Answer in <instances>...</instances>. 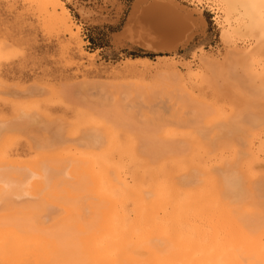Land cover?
Returning <instances> with one entry per match:
<instances>
[{
  "label": "bare ground",
  "instance_id": "1",
  "mask_svg": "<svg viewBox=\"0 0 264 264\" xmlns=\"http://www.w3.org/2000/svg\"><path fill=\"white\" fill-rule=\"evenodd\" d=\"M11 1L12 3L15 2V0ZM20 1H22V3L36 5L42 21L45 24L47 23L48 25L50 24V26H53L50 28L51 30L54 28L59 29L60 32L62 31L66 33L67 36H69V42H71L74 45V48H76L75 52L78 58H84L87 60L88 66H86V68L89 67L87 68V71L88 69H93L95 71L93 68L94 55H89L83 51L82 43L78 36V30H76V33H73V23L60 0ZM167 1L168 0L165 2L164 0V2L167 3L165 5L168 7L169 1ZM156 2H152L155 7L157 5ZM221 2L226 6L225 15L230 16L231 18L232 14H235V18L232 17L235 19L233 22V28L228 26L232 30V33L230 34H233V36L240 35L242 37L240 33L244 32L255 40V46L253 48L249 47L251 50L248 52H243V50H239L236 45H234L231 50V55H228V52L227 56H231V60L232 62L234 61L235 67L239 66L237 68L243 70L246 77L247 87L250 91H252L254 95L256 94L257 97L264 98V0H221ZM14 4L15 3L9 6L14 7ZM163 4H159V7H161V5L163 6ZM21 5L23 6L26 4ZM169 5L171 7V4ZM13 7H11V9H13ZM171 10L173 11V8ZM153 16L156 17L157 15ZM162 19L158 21L162 22ZM178 20L180 21L176 23H174L175 21L173 22L174 25L172 22L168 24L165 20L167 25H164H166V30H168L166 32H169L172 36L183 35L186 30L185 25L187 24L181 21L182 19ZM156 21L157 20L155 19L154 22ZM151 22H153L152 18ZM154 22L153 24H155ZM185 22H187V20H185ZM42 25L43 27L46 26L44 24ZM224 32L226 31H223V33ZM129 34L131 33H128V35ZM223 36L226 35L224 34ZM176 38L178 39V37ZM227 38H229V36ZM230 39L231 35L229 40ZM71 43L68 44L70 45ZM8 48L6 47L5 50ZM2 51L4 50H1L0 48V62L5 59L4 56L6 55H3L4 59H2V53H4ZM7 59L8 58H6V61ZM162 60L163 59L160 61L163 63L165 70L164 72L156 71V74L164 73L165 75L167 74L168 77L170 75L174 77L176 76L178 81H181L182 84L179 88H173V84L169 86L170 83L167 84V81L166 83L162 82L163 85L159 82V89L167 86L166 88L164 87L166 91L157 89L153 90L150 94L149 90L152 89L150 83L151 86L148 90L149 92H147V88L145 89V85L147 84H143L144 82L142 79V86L138 83L134 84L131 80L133 82L132 84L135 85L134 90L138 89V95L146 98L147 103L150 101V104H153V102H155L153 101L155 99H153V97L155 94L157 95L158 90L160 91L158 94L161 97V95L167 93V89H169L168 92L171 91V94L173 92V95L167 93V95H170V100H177V97L174 95V92H177L176 95L178 97L180 94L179 100H177L178 102L183 98L182 96H185L186 99H188L187 103L190 101L191 105L192 102H196L193 104L197 105L198 103L208 107L209 105L205 102V98L203 97V90L210 89L215 94L216 88L214 84H217V82L214 81V83L210 77V71H206L207 64H205L206 66L204 65L206 67L205 69L203 68L204 70L200 67L198 70H193L194 68L191 69L190 66L184 65L185 62L179 64L173 62V60L170 61L169 58ZM205 61H210V64L211 62H215L214 59L211 60V58L206 55L203 57V62ZM217 61L215 64L219 67L220 65L218 66L217 64L220 62L218 61V63ZM230 61L227 65L232 64ZM149 62L150 61L147 59H134L128 60L126 65L127 63L129 65L133 63L149 65ZM209 63V66H213V64L210 65ZM203 64L201 65L203 66ZM233 65L231 67H229V65V68L225 65L227 68H221V72L217 70V76L219 75L218 77L221 79L220 81H222V78L225 76L228 78V76L233 75ZM84 68L85 67H83V69ZM156 68L158 69V67ZM231 68L232 70H230ZM215 69L216 68H214L213 71H215ZM89 72H87V75ZM83 74L86 73L84 72ZM213 74L214 73L211 75L216 76ZM220 74L224 77L221 78ZM130 75L132 76V74ZM167 76L165 78H168ZM165 78L161 79H164L165 81ZM216 79L217 77L215 80ZM224 79L226 80V78ZM154 80H156V78L152 81ZM171 81L173 82V80ZM1 82L0 87H3ZM232 82H229V85L224 80L221 82L226 84L223 85V90L225 91V93L223 91L224 94H226L229 89L233 92V89H231L234 87ZM128 83L130 84V82ZM140 87H143L142 90ZM129 89V92L131 93L133 88L130 87ZM175 89H177V91H175ZM235 90L234 92L237 97H239L240 94H237V92H240H236ZM111 91L108 94L113 92ZM117 91H115L116 96L118 95ZM115 92H113V95H115ZM124 92L130 94L128 90L127 92ZM154 92L156 93L154 94ZM219 93V97H221L222 92ZM167 95L165 96V99L164 95H162L166 102L168 101L166 100ZM241 96L239 98L242 100L246 99V97L243 99V96ZM112 97L113 96H111V98ZM117 98L118 97H116V100ZM141 99L142 98H140L139 103L141 102ZM235 99L237 100L236 97ZM135 100L136 99L132 101L131 99L132 102H130L133 105L138 104ZM137 100L139 99L137 98ZM155 100L157 101V99ZM170 100L167 102L169 105L172 102H175H171ZM184 100L185 99H182L180 102L182 109L183 106L186 108ZM142 101L143 105L146 104L144 99ZM177 101L175 103H178ZM246 101L248 100L246 99ZM227 102L229 103V101ZM154 104L156 105V102ZM163 104L166 106L165 102ZM180 104H176L174 109L172 108V104V110L175 111L177 109L176 106H178L179 109ZM245 104L247 103L245 102ZM201 106H199L198 109H200ZM229 106L230 111L233 109L234 113L235 106ZM187 107L189 106L187 105ZM209 107H211L212 110H215V115L211 116L212 119L214 117V119L216 118L215 120H218L225 117L223 116V113H220V111L217 110V108H212V105ZM244 107L245 106L242 108L241 106V110H244ZM144 110H141L143 114H145L146 111ZM149 110L151 109L149 108ZM22 111L24 113L23 115L26 117H24L25 119H27L29 113L32 114L30 115L31 122L34 121L33 116L35 115L39 119L38 121H41L42 118L46 119L45 123L43 120L44 125H46L42 130L47 127L44 131L48 132V130L51 129L50 127L55 126L53 124L56 122L54 121L51 123V121H53L51 118V121L49 120V122V116L36 109V107H27ZM201 111H203L202 108L200 109L199 114L203 116L204 111L203 113ZM194 112L197 114L198 110L195 109ZM199 114L197 116H199ZM20 116L21 114L17 117ZM95 117H99V115L96 114L92 116V118L84 119L82 121L80 120V122H78L80 123L79 125L74 124V127H76V129H74L75 131L77 128H84L83 126L87 127L90 132L93 130L91 135L89 133L86 136L87 140L85 141H89V146L92 145L94 150L84 153L82 151V153L73 154L61 153L66 157H63L65 160H62L61 162H59V158H62L61 156L63 155H60L59 153L57 154L58 157L60 156L59 158L57 157L59 160L55 159L56 161H47V159H45V163L43 161H40V163L37 158L33 157V160L27 159L29 160L27 162L26 160H22L21 154L17 152L11 153L10 151L9 154L7 152L8 147L9 149L11 148V142H13L14 138H11L12 141L4 138L6 141L0 143V214L2 210V212H5V214L0 215V264H264V135L256 139V135L251 130L247 128L244 129V127L243 130L241 125L238 126L239 124L237 123L239 130H243L242 135H234V132H236L235 127H237L235 124L234 132H232L233 134L231 135L229 134L231 133L229 130L230 128L227 129L228 132L230 131L229 133L225 131V128L223 129L225 134L231 136L232 140H225L230 139V137L223 135L224 132L222 133V131L221 133L223 136L218 134L219 131H216L219 137H216L215 140H210L211 142L209 141V137L207 138L205 136L208 142H204L203 139H205V137L202 138L204 135L201 137V133L200 135H198V133L197 135L193 133L192 135L189 134L186 136L185 143H187V149L182 153L176 150L179 154H175L174 150L169 149L173 151V153L165 152V154L159 155L157 151H153L158 155L156 154L153 158H150L151 156L147 157V151L145 152L144 150H147V148L139 149L138 144L140 145L141 142L139 143V141H137L136 136L133 135L136 139L129 136L130 134L128 135L126 130L120 129L121 126H119L120 131L117 127L105 123V121H103L104 115H102L101 119L100 117L98 118L102 121L95 120ZM230 117L231 116L228 118ZM118 118L116 117L117 120L112 121H117L119 124L120 120L118 121ZM208 118L210 117H207V119ZM162 119L163 115H161V120ZM27 120L24 122L26 123ZM228 120L231 126L233 119ZM226 121L224 120V122ZM1 122L2 121H0L1 125L7 123L6 121L3 123ZM19 122H21V120H19ZM34 122H32V125H34ZM210 122L212 123L214 120H210ZM117 123L114 124L118 126ZM7 124H9V122ZM4 126H6V124H4ZM8 126L11 127V129L9 127L6 129L12 130L15 125L11 126L9 124ZM226 126L229 125L226 123ZM15 127L14 129H16ZM34 127L38 128V126ZM0 128H2V126ZM67 128L72 129L70 126ZM6 129L5 131L4 128L1 129V132L3 130L5 133ZM58 129L59 127L56 128V133L58 132ZM67 130L68 129L65 131ZM239 130L237 131L238 133H240ZM82 131L84 132V129ZM82 131L79 133L81 134ZM74 132H70L69 135ZM58 134H61V132L59 131L57 133V137ZM217 134L216 136H218ZM232 135L234 137H232ZM72 136H76V132L75 135ZM80 136L84 138L83 134ZM80 136H78V138ZM3 137L4 135H2L1 140ZM45 137H43L45 141L48 142L51 140L47 139L49 137ZM211 137L214 139L213 136ZM235 137H237V140ZM60 139L61 141H64V138H61V135H59L58 141L61 143ZM79 139L83 141L81 137ZM56 140H58V138ZM256 140H260L257 148L255 147ZM233 141L235 142L233 143ZM42 143L44 142H40V144ZM57 144V146L51 144L53 147L50 148H53L54 152L58 149L61 150V148L57 149L58 146L61 147V144ZM87 145L88 144L86 143V146ZM63 148L62 151H64ZM60 150H58V152ZM79 150L82 149L79 147ZM39 151L38 148V152ZM150 151L152 152V150ZM41 152L42 151H40V153ZM43 152L50 153L51 155L53 151L51 152L48 149V152ZM54 152L53 154L56 153ZM149 155L150 153H148V156ZM36 159L37 162L35 161V163L34 160ZM31 161L34 163H30ZM42 163L49 165H44ZM64 164L67 167L64 168ZM65 169L68 173L63 177L68 181H63L61 179L62 177H60L59 181H54L59 174H65ZM53 172H55L56 175L59 174L54 178L53 174L55 173ZM256 195L258 196L256 197ZM16 198L30 200V204L26 201L28 205L34 206V204H31L32 201L37 206L24 208L23 205V210H17V206L14 207L17 203H11L15 202L14 199ZM82 199L84 203L86 202L85 204L81 202ZM262 200L263 203L261 202ZM11 206L16 210H13V207ZM25 206H27V204ZM42 206H44V208L48 207L47 209L45 208V211L43 212H48L50 207L57 211L55 216L50 218L51 223L47 227H44L43 222L40 221V212L43 210L40 211V208ZM2 207H5V209H2ZM20 207H22V205H19V208ZM82 209L83 212L88 210V213L85 214L86 216L88 215V217H85L83 212L82 215L80 214ZM8 211L11 213L6 214ZM83 216L88 219H84Z\"/></svg>",
  "mask_w": 264,
  "mask_h": 264
},
{
  "label": "rangeland",
  "instance_id": "2",
  "mask_svg": "<svg viewBox=\"0 0 264 264\" xmlns=\"http://www.w3.org/2000/svg\"><path fill=\"white\" fill-rule=\"evenodd\" d=\"M10 1L11 0H6V1L0 0V48L1 50H4L2 51L4 52L2 53V59L5 58L4 59L5 61L1 60L0 62V77H1L0 79L2 81L0 82L3 84V87H4V88L0 87L1 88L0 89V121H2L1 123L6 121L7 123L9 122L11 126L12 125L17 126V127L14 126L16 129H14L13 127L14 130L13 129L10 130L11 127L8 126L9 124L7 123H3V125L0 124L2 126V128H0V135H1L0 143L6 141L7 139L11 140V138L12 139L14 138L13 142H11L12 140L10 141L12 145L10 144L11 145L10 149L8 147L7 149L8 153L9 151L11 153L17 152L22 155L21 157L22 160L24 161L26 160L27 162L29 161L27 159L33 160L32 159L33 157L37 158L38 162L40 161L44 162L45 159H47V161L48 160L56 161L55 159H57L58 153L60 155H63L67 153L73 154V153H82V152L84 153V152L93 151L94 148L92 147V145L89 146V141H85L87 140L86 136L89 133L91 135L93 130H91L90 132V130L87 127L83 126L84 128H77V130L75 131L74 129H76V127H74L75 126L74 124L79 125L80 123L78 122H80V120L82 121L84 119L92 118V116L96 114L99 115L100 119L102 118V115H104L103 121H105V123L109 124L110 126L117 127L118 130L120 129L126 130V132H128L127 134L128 135L130 134L129 136H132L135 139L137 137V141H139V143L143 142L142 144L140 143V145L138 144L139 149L147 148V150L146 149L144 150L145 152L149 151L148 153H150V155L148 156L147 152H146V155L147 157L151 156L150 158H153L157 153L159 155L165 154V152L173 153V151L169 149L174 150L175 154H177L178 151L182 153L185 149H187V143H185L186 141L185 139L187 138L186 136H188L189 134L192 135L193 133H195L197 135L198 133V135H200L201 133L200 136L202 137L204 135L202 138H204L205 136L207 138L209 137L210 138L209 141L215 140L216 137H219L218 134H220L221 136L223 135L228 136L229 134L231 135L233 134L232 132H234V124L235 126H237L238 124H239L238 126L241 125L242 129L244 127V129L247 128L251 130L256 135V139L264 135V111H263L264 98L259 97V96L257 97L256 94L254 95V93L250 91V89L247 87L246 77L243 73V70L241 68L238 69L237 67L239 66L235 67V63L234 61L232 62L231 56L230 57L227 56L228 52H229L228 55H231V50L234 45H236V47L239 50L241 51L243 50V52H248L249 50H251L250 48H253L255 46V40H253L252 37H249L248 35H246L244 32L240 33L242 37L240 35L238 36L234 35L236 38L233 36V34H230L232 33V30L230 28H233V24H234L233 22L235 21L234 19L235 14H232L231 18L230 16L225 15L226 6L225 4L221 2V0H199V1L198 0H168L169 2L168 1L167 2H168L169 8L165 5L167 4L165 3L166 0L165 2L164 0L162 1L160 0H147V1L146 0H60L64 8L67 10V13L71 19V22L73 23V33H76L77 32L76 30H78V36H79V39L81 40L83 51L89 55H94V67L93 68L95 69V71L93 69L92 70L88 69L87 71V68H89V67L86 68V66H88L87 60L84 58H80V59L78 58L75 52L76 48H74V45L71 42H69V39H68L69 36H67L66 33L62 31L60 32L59 29L53 28L51 30L50 28H52L53 26H50V24L48 25L47 23L46 25L42 21V18L39 16L40 13L38 12L36 5L28 4L24 2L22 3V1L19 0L21 2L20 3L18 0H15V2L13 3L17 5L14 4V7L11 6L13 7V9H11L9 5H13V3L12 1L11 2ZM152 2L157 3V5L155 3L156 7L153 6L154 4ZM161 3L163 4V6L161 5V7L163 8L159 7L160 6L159 4ZM21 4H26V5L22 6ZM169 4H171V7ZM172 8H173V11L171 10ZM153 15H157V16L155 17ZM151 18L153 22L155 19L157 20L156 22H154L155 24L151 22ZM161 19L163 21L162 22L160 21L161 22L160 23L158 20H161ZM164 19L166 20L168 24H170L171 22L173 23L174 21H175L174 23L179 22L180 20L178 19H182L181 21L187 24L185 25L186 33L184 31L183 35L180 34V35H173V36L169 34V32L167 33L166 32L168 31L166 30L167 23L165 22ZM185 20H187V22H185ZM40 23L46 25L44 26L45 28ZM223 31H226V32L223 33ZM227 31L229 32V34ZM128 33H131V34L128 35ZM140 33H143V34H140ZM224 34L226 36H223ZM230 35H231V39L229 40ZM228 36L229 38H227ZM176 37H178V39ZM237 37H241V38H237ZM151 41L152 42L155 41V42L152 43ZM67 42L71 44L69 45ZM69 46H71L73 49ZM6 47L7 48L11 47V48H8L7 50H5ZM3 55L7 57L4 56L3 58ZM205 55L207 57H210L211 60L214 59L215 62L214 63L211 62L213 66L208 65L210 61L203 62V57ZM6 58H8L7 61H6ZM74 58H77V59H74ZM168 58L170 61L173 60V62H177L179 64H183L185 62L184 65L190 66L191 69L194 68L193 70H198L199 67L202 69L203 68L205 69L207 67L206 71L207 70L210 71L208 72L210 73V77L212 78L213 82L214 81L217 82V84L214 82L216 93L214 94L210 89H205L203 90L204 91L203 97L205 98V102L208 103L209 106L212 105V108L214 109L217 108V110L220 111V113H223V116H225L226 118L223 117L222 118L223 120L222 119L215 120L216 118L214 119L213 117L212 119L211 116L215 115L214 114L215 110H212L211 107L209 106L207 107L203 104H201L202 105L201 106L200 104L197 103V105L201 106L200 109L202 108V110L204 111L203 116L200 115L199 114L200 109H198L199 106L193 104L196 102H192V105H193L192 106L190 101L189 103H187L188 99H186L185 96L181 95L183 98L180 99V102L182 99H185L184 104L186 106V108H184V106L182 105L183 106V109H182L180 102L177 101L179 100L180 94L178 97L176 95L177 92L176 93L174 92L175 97H177L176 101L178 102V103H175L176 102L175 100L169 99V96L173 95V92L172 94L170 93L171 91L168 92L169 89H167V93H169L170 95H167V93H164L162 95H164V99H165V96L167 95L166 100L168 101L170 100L171 102L175 101L174 102L175 104L172 102L169 105V103H167L168 101L167 102L164 101L162 95L160 97V95L158 94L160 93L159 90H165L164 89L165 86L159 89L160 88V86H158L159 82L166 83L167 81V84L170 83L169 86L173 84V88H176V87L179 88V86L182 84L181 81H178V78L176 76L174 77L170 75L169 76L170 78H169L167 74L165 75L164 73L156 74V71L164 72L165 68L163 67V63H161L160 60L161 59L166 60ZM134 59H147L150 62H149V65L143 64V63H136V64L133 63L134 65L133 64L129 65L127 63L126 65V62L128 60H134ZM216 61L219 63L217 64L218 66L220 65L219 67L216 66L215 64ZM229 61L232 62V64H229L230 66L227 65ZM160 63H161V66H160ZM200 63L201 64L204 63L203 66L207 64V66L205 65L206 67L205 66L203 67ZM225 65L227 67L228 66L231 67L232 65L234 66L232 67L233 70L232 68L230 69L233 72L232 76H228L227 78L226 76L224 77L222 76V74H220L221 78L222 77L226 78V80L224 78L222 79L225 82H227L228 85H229V82L233 81L232 82L233 84L232 83L231 84L234 87L230 84L233 87V88L230 87L231 89H233V92L232 90L229 89L228 90L229 93L226 92V94H224L225 91L223 90L224 88L223 85H226V84L221 83L223 82V80L220 81L221 79H219L218 77L219 75L217 76L218 74L217 70L221 72L220 69L223 67L225 68L226 67ZM83 67L85 68L83 69ZM156 67H158V69ZM213 67L216 68L215 71H213L214 70ZM154 69H157V70H154ZM83 70L86 74H83L84 73ZM85 70L87 72H89L90 70L88 75ZM212 73H214L213 75H216V76H212L211 75ZM130 74H132V76ZM81 75H85V76H81ZM166 76L169 79L165 78ZM82 77H85V78H82ZM216 77L217 79L215 80ZM155 78L156 80L152 81ZM161 78H165V81L164 79H161ZM141 79L144 82L143 84L149 85V86L145 85V89L147 88L146 91L147 92L150 91L149 92L150 94L151 92H153V90L159 89L157 91L158 92L157 95L155 94L156 92H154L155 96L152 93L154 96L153 99L154 98L157 99V101L155 99L153 100L156 102V105L154 104L155 102H153V104L152 103L150 104V101L147 103L146 98L140 97L137 93L138 89L137 90L135 89L136 90L135 92L134 84L138 83L142 86ZM131 80L134 82V84H132L133 82ZM171 80H173V82ZM128 82H130V84ZM161 85H163V83ZM150 86L152 89L149 90ZM130 87L133 88V90L131 89L132 94L129 92ZM177 89H175V91H177ZM111 90L113 92L118 90L117 91L118 95L116 96V92H115V95H113L114 93ZM127 90L131 95L124 92V91L127 92ZM234 90L236 92L239 91L240 93L237 92V94H240V96L242 95L243 99L244 97H246L248 101H246V99L242 100L241 98H239L240 96L237 97ZM110 91L112 93L108 94ZM219 92H222L221 97H219L220 96ZM109 95L113 96L114 99L113 97L111 98V96ZM115 96L118 97L117 100ZM130 96H131L132 101L136 99L135 102L138 104L133 105L131 103L132 101L130 99ZM235 97L237 98V100L235 99ZM137 98L139 100H137ZM140 98L142 99H141V102L139 103ZM172 98L174 99L173 96ZM143 99H144V102L146 103L144 105L142 101ZM227 101H229V103L231 101L232 104L231 103L229 104ZM244 101L247 104H245ZM164 102L166 106L168 107L164 106L163 104ZM32 104L34 105V107ZM176 104L177 105L180 104L179 105L180 110L178 109V106H176L177 109L175 108L176 110L174 111L172 110V108L174 109V106ZM171 105H172V108H171ZM187 105L189 107H187ZM229 105H232L233 107L235 106L234 113H233L232 106H231L232 110L230 111ZM241 106L242 108L243 106H245L244 110L243 109L241 110ZM27 107L28 108L36 107V109L48 115L49 116L48 121L49 120L51 121V119L53 120L51 121V123L55 121L56 123H54L53 125H55L56 128L59 127L58 132L60 131L61 134H58V137H57L58 132L56 133L55 126H52L51 124L50 125L52 127H50L51 129H49L48 132L44 131L45 129H47V127L44 128V130H42L43 127L46 125V124L44 125L46 119L42 118V120L40 119L41 121H38L39 119L36 117V115L33 116L35 122L32 121L34 122V125H32L33 123L31 122V116H30L32 114L30 113L28 114L30 117L27 115L28 120L25 119L26 117L23 115L24 113L22 110H24ZM147 107H148V110H147ZM236 107L237 109L239 108L240 110L238 109L239 110L238 111ZM149 108L151 110H149ZM194 108L198 110L197 114L194 112L195 110ZM141 110H144L145 114H143ZM203 111L201 112L203 113ZM19 113L21 114L20 117L22 118L17 117L20 115ZM198 114L199 116H197ZM161 115H163L162 120L164 121L161 120ZM158 116L160 119L158 118ZM227 116L228 117L231 116V117L228 118ZM38 117H41V116H38ZM99 117H95V120H99L98 119ZM116 117L117 118L119 117L118 121L119 120L121 121V122L119 121V124L117 123V121L114 122L115 120H117ZM207 117H210L211 119L208 118L209 119L208 120ZM228 119H233V122H231L233 126L232 125L230 126V122ZM19 120H21V122H19ZM26 120L27 122L25 123L24 121ZM43 120H44V123H43ZM210 120H214V122L211 123ZM224 120L225 121L227 120V121L224 122ZM99 121H102V120H99ZM114 123L115 124L117 123L118 126H116ZM226 123L229 126H226ZM4 124H6V126H4ZM34 126H38V128ZM68 126L72 127V129L70 128L71 129L70 130L69 128H67ZM119 126H121L120 129H119ZM238 126L235 127L236 132L239 130ZM7 127L10 128L9 130L11 132L8 129H6ZM53 127L55 128V130ZM3 128H4V131L6 129L5 133L3 132V130L1 132V129ZM224 128H225V131H227V129L230 128L229 130L231 131V133H229L230 131L229 132L227 131L229 134H225V131L223 130ZM66 129L68 130L65 131ZM83 129H84V132L82 131ZM242 129L239 130L240 133L234 132V135L235 134L242 135V132L244 130ZM74 131L76 132V136L73 137L72 135H75ZM80 131L83 132V133L81 132V134H83L84 138L80 136L81 135L79 133ZM216 131L217 132L219 131L218 134ZM221 131L222 133L224 132L223 135ZM70 132H74V133L73 134L71 133V135H69ZM214 133H216L218 136H216V134ZM50 134H52L53 136ZM2 135H4V137L1 140ZM49 135L50 137H53L54 139L50 138ZM59 135H61V138L62 137L64 138V141H61L60 139L61 143L58 142ZM133 135L136 137H134ZM78 136H80L81 139H83V141H81L79 139L80 137L78 138ZM211 136H213L214 139ZM43 137L45 138L49 137L47 138L48 140L49 139L51 140L53 139V140L52 141L49 140L48 141L49 143H48L47 141L44 140ZM206 137L205 139H203L204 142L207 141ZM228 137H230V139H225V140H232L231 136H228ZM232 137L234 136L232 135ZM4 138H6V140ZM57 138L58 140H56ZM235 138L237 140V137ZM42 141L44 143L40 144V142ZM259 141L260 140H256V143H255L256 148L257 146H259ZM234 142L235 141H233V143ZM50 143L55 144V145L57 143L61 144V147L58 146L57 149L61 148V150L60 149L58 150L62 151V148L64 147L63 148L64 151L58 152L57 150L55 151L56 152L55 153L54 149L50 148V147H53V145H51ZM86 143L88 144L87 146H86ZM144 143H145V146H144ZM240 143H241V140H240ZM77 146H78V149H77ZM88 146H89V150H88ZM141 146H144V147H141ZM79 147L82 150H79ZM38 148L40 151H42L41 153L40 151L38 152ZM48 149L51 152L53 151L55 154H53L52 152L53 155L52 154L50 155V153L43 152V151L48 152ZM150 150H152V152ZM166 150H168L169 152ZM153 151H157V153ZM45 154L47 155V157ZM61 157L63 158L65 156L63 155ZM62 158H59L60 160L59 159L57 160L61 162L62 160H65L66 157L63 159ZM37 159L34 160V162L35 161L37 162ZM32 162L33 161H31L30 163ZM44 165H49V164H44ZM63 167L65 168L67 166H65L64 164ZM67 173L68 171L66 170L65 174L58 173L59 176H57L58 174L56 175V173L53 174L54 178L55 176H57L56 180L54 181H59L60 177H62L61 179L64 181L65 179L63 176L67 175ZM257 196L258 195H256V197ZM14 200L15 202H11V203H14V204L17 203L14 205V207L17 206L16 208L17 210H21L23 208V205H24V208L31 206V205H28V203H26L27 201L30 204V200H26V199L23 200L21 198L19 199L16 198ZM258 200H259V197H258ZM81 202L84 203L83 199L81 200ZM261 202L263 203V200ZM26 204L27 206H25ZM31 204H34V206H37L32 201H31ZM19 205H22V207L19 208ZM34 206L32 205L31 207H34ZM14 207L12 209L16 210ZM42 207L40 208V211L43 209L40 212V215H41L40 221L43 222L44 227H47L51 223L50 218L52 216H55L57 211L50 207L48 209V212H43L45 211V208L47 209L48 207H45V208L44 206ZM0 208H1V204H0ZM2 209H5V207L4 208L2 207ZM8 209H11V208H8ZM2 211L0 215L5 214V212H2ZM87 211L88 210H86V212H83V209H82L80 214L82 215V212H83L84 213L83 215H85L86 213H88ZM10 213L11 212L8 211V213L6 214H10ZM85 217H88V215L87 216L85 215ZM84 219H88V218H84Z\"/></svg>",
  "mask_w": 264,
  "mask_h": 264
}]
</instances>
